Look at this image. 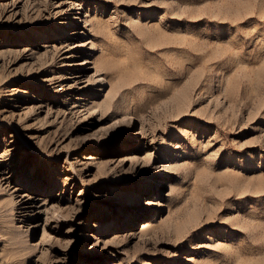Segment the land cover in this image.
<instances>
[{
	"label": "rangeland",
	"instance_id": "rangeland-1",
	"mask_svg": "<svg viewBox=\"0 0 264 264\" xmlns=\"http://www.w3.org/2000/svg\"><path fill=\"white\" fill-rule=\"evenodd\" d=\"M0 264H264V0H0Z\"/></svg>",
	"mask_w": 264,
	"mask_h": 264
},
{
	"label": "bare ground",
	"instance_id": "bare-ground-1",
	"mask_svg": "<svg viewBox=\"0 0 264 264\" xmlns=\"http://www.w3.org/2000/svg\"><path fill=\"white\" fill-rule=\"evenodd\" d=\"M160 181H161V180H160ZM143 224H147V225H143L144 227H143L142 229H144V230H145V228H148V227L150 226V223H147V221L144 222Z\"/></svg>",
	"mask_w": 264,
	"mask_h": 264
}]
</instances>
